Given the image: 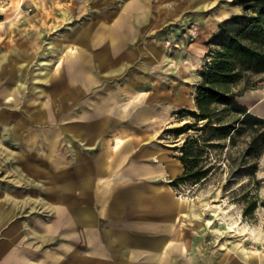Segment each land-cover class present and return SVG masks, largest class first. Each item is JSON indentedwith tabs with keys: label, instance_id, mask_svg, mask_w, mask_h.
I'll use <instances>...</instances> for the list:
<instances>
[{
	"label": "crops",
	"instance_id": "1",
	"mask_svg": "<svg viewBox=\"0 0 264 264\" xmlns=\"http://www.w3.org/2000/svg\"><path fill=\"white\" fill-rule=\"evenodd\" d=\"M64 1L65 12L89 4ZM103 6L102 20L65 34L46 36L47 20H0V264H221L205 219L170 183L183 164L161 138L191 99L180 81L190 70L161 84L110 81L142 74L144 12L152 16L142 0ZM215 28L191 51L206 52ZM36 61L38 94L24 79ZM258 90L247 106L264 117Z\"/></svg>",
	"mask_w": 264,
	"mask_h": 264
},
{
	"label": "rangeland",
	"instance_id": "2",
	"mask_svg": "<svg viewBox=\"0 0 264 264\" xmlns=\"http://www.w3.org/2000/svg\"><path fill=\"white\" fill-rule=\"evenodd\" d=\"M142 1L150 8L148 13L152 16L145 19L147 12H144L142 40L146 51L140 64L143 67L142 74L112 76L110 81H113V78L118 81L120 78L121 81L134 79L143 84L167 83L172 80L173 74L178 73L182 66H186L185 68L190 70L189 74H185V79L182 78L180 81L186 86L191 99L176 107L161 129V138L166 146L175 144V147H178L185 138L198 137L201 134L200 131L189 129L177 135L169 129L185 122L201 124V121H195L188 115V110L196 109L194 97L196 85L200 81L198 71L204 64L209 47H214V44L206 42L207 51L195 54L191 51L190 45L197 39L202 29L207 31L216 27L213 34L223 19L242 12L243 6L236 4L235 0ZM64 2V0H0V20L9 18L47 20L46 36L54 34L56 30L65 34L68 30L79 31L93 24L95 20H102L109 14L108 7L103 5L107 3L113 5L118 3V0H88L89 4L85 8L69 12L63 10ZM19 3L21 7L17 11ZM222 11L227 13L223 14ZM55 21L62 22L61 27L54 26ZM191 55H194V58ZM55 61L48 59L43 64L54 66ZM38 64L36 61V65L34 64L31 69V75L24 76L28 83L26 85L28 93L30 91L38 94L40 91L36 76L39 74ZM60 77L65 81L67 75L61 74ZM79 77L84 81L90 78L87 75H75L73 79ZM260 81L259 74L253 75L247 82L240 80L234 83L232 89L240 91V102L248 105L250 97L261 93L258 88L264 86L262 85L264 83ZM250 82H255V85L249 86ZM47 92L43 89L42 94ZM217 107L220 109L222 105L219 104ZM247 107L249 109V106ZM178 110L180 112L175 113ZM262 131L264 122L250 118V127L247 125L236 134L233 144L226 138L210 137L201 158L203 166L208 168L206 177L174 185L178 194L189 198L194 208L205 219L206 243L211 249H216L217 254H222L221 264H236L235 260L237 264L249 262L251 264L253 259L256 261L259 256H264V146H261L260 135ZM203 134L201 135L204 136ZM249 142L250 154L246 155L244 151ZM217 143L219 146H216ZM176 152L179 154L177 149ZM29 209L37 213L42 212L44 206L39 207L38 203H31ZM49 210L48 205L47 214Z\"/></svg>",
	"mask_w": 264,
	"mask_h": 264
},
{
	"label": "trees",
	"instance_id": "3",
	"mask_svg": "<svg viewBox=\"0 0 264 264\" xmlns=\"http://www.w3.org/2000/svg\"><path fill=\"white\" fill-rule=\"evenodd\" d=\"M235 3L243 6V11L220 22L207 41L214 47H209L198 71L200 81L194 97L196 109L188 110V115L201 124L185 122L169 129L177 135L189 129L204 133V136L187 137L176 147L183 172L170 182L172 185L206 177L208 168L203 166L201 158L210 137L226 138L233 144L235 135L247 125L250 127V118L264 122V117L251 113L247 105L240 102V91L232 89L234 83L247 82L249 77L264 72V0H235ZM254 85L255 82H250L249 86ZM219 104L222 105L220 109ZM260 135L261 146H264V131ZM244 152L250 154V142Z\"/></svg>",
	"mask_w": 264,
	"mask_h": 264
}]
</instances>
